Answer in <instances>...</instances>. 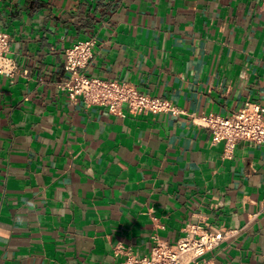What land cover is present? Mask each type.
Wrapping results in <instances>:
<instances>
[{
	"label": "crops",
	"instance_id": "1",
	"mask_svg": "<svg viewBox=\"0 0 264 264\" xmlns=\"http://www.w3.org/2000/svg\"><path fill=\"white\" fill-rule=\"evenodd\" d=\"M20 73L0 76V264H115L191 224L229 233L213 264H264V144L230 158L200 117L264 115V0H0ZM180 115L72 103L66 51Z\"/></svg>",
	"mask_w": 264,
	"mask_h": 264
},
{
	"label": "built area",
	"instance_id": "2",
	"mask_svg": "<svg viewBox=\"0 0 264 264\" xmlns=\"http://www.w3.org/2000/svg\"><path fill=\"white\" fill-rule=\"evenodd\" d=\"M95 44V39H89L75 43L66 51L68 79L58 87L68 92L72 103L82 101L88 107H105L112 114L121 116L124 115V107L134 115L165 113L177 116L182 113L168 100L143 93L131 83L89 76L87 70ZM11 45V35L0 31V76L13 79L20 70L16 60L10 56ZM200 120L203 127L212 131L213 143L224 145L225 158L233 155L239 141L264 144V115L258 104L245 103L230 117L210 113L201 116ZM184 232L177 243L155 236L151 253L146 256H139L118 245L115 255H124V258L115 264H213L208 258L209 253L229 235L208 223L188 225Z\"/></svg>",
	"mask_w": 264,
	"mask_h": 264
}]
</instances>
